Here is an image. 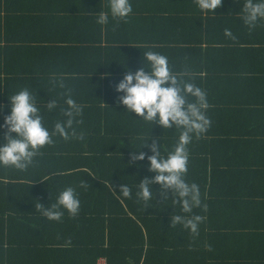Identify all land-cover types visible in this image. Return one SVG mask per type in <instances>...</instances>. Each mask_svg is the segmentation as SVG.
Returning <instances> with one entry per match:
<instances>
[{
	"label": "trees",
	"instance_id": "trees-1",
	"mask_svg": "<svg viewBox=\"0 0 264 264\" xmlns=\"http://www.w3.org/2000/svg\"><path fill=\"white\" fill-rule=\"evenodd\" d=\"M130 3L126 20L109 17L101 25L96 13L107 11L106 0H0V71L9 62L22 71L0 75V91L31 85L45 100L57 97L59 108L70 95L82 105L74 127L84 137H56L24 171L0 168V264H96L98 258L106 264H264V20L249 30L236 0H222L213 15L202 14L194 0ZM183 30L199 37L163 34ZM147 50L165 56L169 50V62L187 56L199 62L210 50L238 62L237 69L171 64L206 92L210 105L208 130L187 145L185 179L199 186L206 205L193 209L203 217L196 235L171 225L179 207L161 203L159 195L145 205L118 194L120 184L135 192L137 181L151 175L146 160L129 162L141 139L158 138L170 150L178 137L114 103L115 84L141 66ZM69 186L78 193L79 213L65 212L59 221L42 216L37 204L50 206Z\"/></svg>",
	"mask_w": 264,
	"mask_h": 264
},
{
	"label": "clouds",
	"instance_id": "clouds-1",
	"mask_svg": "<svg viewBox=\"0 0 264 264\" xmlns=\"http://www.w3.org/2000/svg\"><path fill=\"white\" fill-rule=\"evenodd\" d=\"M194 3L202 14L213 15L222 0H194ZM240 3V18L249 30L256 26L258 20H264V0H240ZM106 7L107 11L96 13V23L107 24L109 17L126 20L132 12L130 0H106ZM224 35L236 39L229 29H224ZM108 75L103 73L101 78ZM185 75L172 71L167 56L145 51L141 66L134 72L127 71L115 84L114 91L118 97L114 103L122 105L123 112L129 117L131 113L152 128L158 126L162 130L178 131L170 150L163 149L158 138L148 136L140 140L139 147L134 148L136 151L129 153V162L146 160L147 171L151 175L137 181L135 192L128 184H120L118 194L124 199L135 195L145 205L154 203L156 195H159L161 203L167 205L170 201L172 206L179 207L180 214L171 216V225H181L196 235L203 217L192 214L193 209H204L206 205L201 203L199 186L185 179L188 170L187 145L194 136L199 137L208 130L211 121L206 112L210 105L206 92L190 79H184ZM58 86L64 87L62 82ZM48 97L45 100L37 95L36 90L29 88H21L7 97V114L0 122V168L24 171L34 163V158L45 145L55 142L54 138L64 141L84 138L82 134H76L74 127L80 123L78 117L82 105L64 94V107L59 109L62 119L48 126L45 117L58 109L57 99ZM4 108L5 105L0 104V112ZM141 148H147L151 154L146 156ZM153 185L157 187L153 188ZM79 187L86 185L81 182ZM37 209L52 221H59L65 212L76 216L80 210L78 193L74 187H65L56 196L55 203L48 207L38 203Z\"/></svg>",
	"mask_w": 264,
	"mask_h": 264
},
{
	"label": "crops",
	"instance_id": "crops-1",
	"mask_svg": "<svg viewBox=\"0 0 264 264\" xmlns=\"http://www.w3.org/2000/svg\"><path fill=\"white\" fill-rule=\"evenodd\" d=\"M163 34L166 35L168 39H171L172 37H174V38L181 37V38H189V39L191 38V39L195 40V39H197V37H199L198 34L195 31L192 33L189 30H183L182 34H179V35H177L176 32L173 33V34L171 32L163 33ZM118 43H120V42H118ZM204 46H202L203 49H204ZM147 51H152V50H147ZM171 54H172V52L167 50L166 55L170 56ZM228 56L229 55H227L226 53L221 54L220 51L211 53V50H210L206 54L207 59L206 58H204V59L201 58V60L199 62H196L194 57H188L187 56L188 60H185V61H178L177 60V61H173V62H169V60H168V63H169V67L170 68H172V65H174V66H178L179 65V66L185 67L186 69L189 68V69H195V70H198V69H202L203 70L204 68H206L205 66H207L209 64V66L216 65V66H218V67H220L222 69H237V67H238L237 60L233 59L234 61H232L231 59L227 58ZM190 60H193V61H190ZM245 61H247V59H245ZM247 63H248V61H247ZM26 65L29 66V63H27ZM62 65H63V62H62ZM4 68H5V70H1L0 71V75H3V76H5V74H7V75H9V74H12V75L19 74L20 75L22 73V71H20V67H16L15 68L13 66L12 62H9L7 64V66L4 67ZM23 69H24V67H23ZM55 69H61V66L57 67ZM203 74H202V76H203ZM53 76H56V75H53ZM30 87L31 88H29V86H27V85L24 86L22 84V88H29V89H31L33 91L36 90L35 87H32L31 85H30ZM13 93L14 92H12L9 87L6 90H4V91L3 90L0 91V104L5 105L4 111L0 112V122H2L3 116L7 114V97L10 96ZM47 95L48 94H46V98L49 99V97H48L49 95L48 96ZM115 97H116V95H115ZM55 99H57V97ZM61 101H64L63 97H61ZM59 109L60 108L58 107V109L56 110V112L54 114L48 115V118H45V123L46 124H47V122H46L47 119H49L51 121V124L55 120L61 119V116L55 115L57 112L60 113ZM171 130L175 131L178 134L177 130H175V129H171ZM125 131H126V129H125ZM133 131L135 133H140V131H142V129H141V127H134ZM0 135H2V132H0ZM44 147H48V146L45 145ZM99 259H103V258H98L97 260H99Z\"/></svg>",
	"mask_w": 264,
	"mask_h": 264
},
{
	"label": "built area",
	"instance_id": "built-area-1",
	"mask_svg": "<svg viewBox=\"0 0 264 264\" xmlns=\"http://www.w3.org/2000/svg\"><path fill=\"white\" fill-rule=\"evenodd\" d=\"M236 1H240V0H236ZM96 264H106L104 259H99L96 261Z\"/></svg>",
	"mask_w": 264,
	"mask_h": 264
}]
</instances>
